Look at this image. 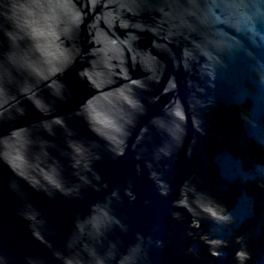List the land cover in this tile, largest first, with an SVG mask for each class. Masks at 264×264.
Listing matches in <instances>:
<instances>
[{
	"label": "water",
	"instance_id": "water-1",
	"mask_svg": "<svg viewBox=\"0 0 264 264\" xmlns=\"http://www.w3.org/2000/svg\"><path fill=\"white\" fill-rule=\"evenodd\" d=\"M0 264H264V0H0Z\"/></svg>",
	"mask_w": 264,
	"mask_h": 264
}]
</instances>
